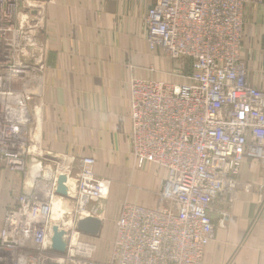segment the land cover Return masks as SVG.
<instances>
[{"label": "built area", "instance_id": "obj_1", "mask_svg": "<svg viewBox=\"0 0 264 264\" xmlns=\"http://www.w3.org/2000/svg\"><path fill=\"white\" fill-rule=\"evenodd\" d=\"M21 2L0 0V169L21 173L24 181L29 165L39 162L43 168L32 195L22 193L6 211L0 264H200L213 235V215L229 221L238 192L251 189L240 182L247 161L264 165V90L249 83L242 59L246 0H155L149 9L150 51L187 62L189 83L133 79L130 84L132 155L139 168L153 164L166 172L158 193L164 205L124 204L111 255L103 262L94 258L96 238L77 230L81 218L101 219L110 191L111 182L97 175L92 157L73 161L68 169L76 182L69 232L77 239L64 255L50 249L46 195L55 197L61 174L57 158L43 148L33 156L28 152L37 130L30 128L37 99L31 89L46 69L45 46L38 40L44 5ZM17 85L24 91L19 101ZM52 166L54 174L46 176Z\"/></svg>", "mask_w": 264, "mask_h": 264}, {"label": "crops", "instance_id": "obj_2", "mask_svg": "<svg viewBox=\"0 0 264 264\" xmlns=\"http://www.w3.org/2000/svg\"><path fill=\"white\" fill-rule=\"evenodd\" d=\"M42 3L41 38L46 50L43 149L73 161L92 157L97 175H117L123 187L115 190L116 204L111 208L115 212L108 206L107 221L117 220L120 208H116L123 201L161 208L164 202L158 193L166 172L150 164L137 169L132 155L130 84L133 79L186 84L189 68L187 62L150 51L145 17L155 0ZM243 22L242 59L248 80L264 90V0H246ZM179 69L182 76L176 73ZM146 169L158 176L150 180L136 175L132 181L133 170L140 174ZM240 182L250 183L251 189L238 192L229 221L221 222L213 215V235L200 264H264V165L247 161ZM134 185L140 191H133ZM23 187L21 173L0 169V232L6 211L16 205Z\"/></svg>", "mask_w": 264, "mask_h": 264}, {"label": "bare ground", "instance_id": "obj_3", "mask_svg": "<svg viewBox=\"0 0 264 264\" xmlns=\"http://www.w3.org/2000/svg\"><path fill=\"white\" fill-rule=\"evenodd\" d=\"M26 3H28V2H26ZM19 62H21V61H19ZM44 75H45V72H44ZM44 75H43V77H41V76L36 77L38 86L32 87V89H31V92L33 93V97L37 98L34 114H32V116H30L31 123L33 122V125H30V128L31 129H37L36 132L33 134L32 145H30L29 151H28L29 154H31L32 156L40 153L39 149L43 148L42 122H43V117H44L43 116V105L44 104H43V100H42V93H43V86H44ZM30 76H32V75H30ZM34 79L35 78H33V80ZM141 80H143V79H141ZM152 81H155V80H152ZM159 82H161V81H159ZM163 83H165V82H163ZM25 84H29V83H25ZM26 91H27V89H26ZM15 92H17L16 98L19 101L21 99V96L24 95L23 87L17 85L15 87ZM12 101L13 100H11V99L8 100L9 103H12ZM41 152H43V151H41ZM49 157L51 159L57 158V165H56L57 169H56V171L60 172L59 175L63 174L64 176L67 175V177H68L67 181H66V184L68 187L66 196H60V195H57V193H55V197L52 196V198L50 199L51 195L48 193L46 195L47 200H48V204L51 205V213L49 215V222L51 223L52 227L58 226L59 228L67 231L68 244L73 245L75 240L77 239V237L76 236L72 237L71 232H69L71 229H69V228L73 225V218L76 217V211H75V204L73 201V197L75 195L70 190H71V188L73 190H75V188H76L75 183L76 182H73L71 175H68V169H69V166L71 165V163H73V158L67 157V156L57 157L56 155H52V154ZM150 165H153V164H150ZM42 168H43V166H40L39 162H34L31 165H29L28 170H27L28 176L34 183L36 182L37 176L39 175V173L42 172ZM51 168H52V170L50 168H48L49 170H47V169L45 170L46 176H50V175L52 176L54 174L53 166ZM103 178H105V177H103ZM105 179H107L111 182L110 179H108V178H105ZM48 188H49V186H48ZM45 201H46V199H45ZM129 204H131V203H129ZM102 221H103V226H104V220L102 219ZM115 234H116V230H115ZM114 238H115V236H114ZM97 239L98 238H96L95 240L97 241ZM85 240L87 241L86 238L81 239L82 242ZM98 249L99 248L97 245V252L94 256L95 259H96L97 253H98Z\"/></svg>", "mask_w": 264, "mask_h": 264}, {"label": "rangeland", "instance_id": "obj_4", "mask_svg": "<svg viewBox=\"0 0 264 264\" xmlns=\"http://www.w3.org/2000/svg\"><path fill=\"white\" fill-rule=\"evenodd\" d=\"M25 1L28 2L29 0H25ZM32 1L42 2L43 0H32ZM21 4L23 5V7L25 6L24 3H23V0H22ZM42 27H43V25H42ZM38 40H39V42L41 44L43 43L42 42V38H41V33L39 35V39ZM152 53H156V52H152ZM78 161H80V160H77L76 162H78ZM135 165H136V168L137 169H140L141 168V167L139 168V166H137V164H135ZM138 174H139V171L133 170V172L131 173L132 181L135 179L136 175H137V177H144V176H146L150 180H153V178H156L155 176H158L157 174L151 173V170L150 169L143 170V172H141L139 175ZM108 177L111 180L110 191H109V195H108L107 199L104 200L103 203H102V210L100 212V216H102L101 219L104 220V226H103V229H102V232H101L100 237H98V239L96 241V244L98 245V248H99L98 249L97 256H96V260L97 261H102V262L103 261H108L110 255H111L112 248H113L114 236H115V230H116V222L118 220V218H117V220L114 221V222L107 221V218L105 217L106 214H107L106 212H107L108 206H110V209H109L110 211L115 212V209H113V210L111 209L113 207V205L116 204V203H114V200H115L114 197H115V194H116L115 190L118 187H123V185H121V183H119V181L117 179V175H112L111 174ZM73 182H75V178L73 179ZM132 187H133V191H140V188L137 185H134ZM128 189H129V187H128ZM146 193L147 192H143V194H146ZM125 203H129V202H124L123 201L122 203H120V204L117 205L118 208H116V209H119L120 208V211H121V209H122V207H123V205ZM120 213H119V215H120Z\"/></svg>", "mask_w": 264, "mask_h": 264}, {"label": "water", "instance_id": "obj_5", "mask_svg": "<svg viewBox=\"0 0 264 264\" xmlns=\"http://www.w3.org/2000/svg\"><path fill=\"white\" fill-rule=\"evenodd\" d=\"M33 15H37L38 11H32ZM32 105V102H31ZM67 181V177L61 175L58 179V188L57 195L66 196L67 195V187L65 183ZM34 189L33 181L27 176L24 180L23 194L26 196H31ZM103 228V221L97 217H85L81 218L77 222V230L89 237L98 238L101 235ZM53 236L51 238V251L64 255L67 251L68 241H67V232L58 226L53 227Z\"/></svg>", "mask_w": 264, "mask_h": 264}]
</instances>
